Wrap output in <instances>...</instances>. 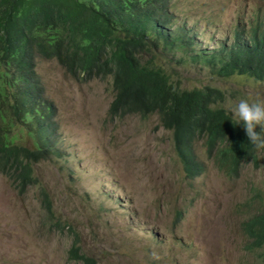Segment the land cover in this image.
<instances>
[{
  "label": "rangeland",
  "instance_id": "374dc122",
  "mask_svg": "<svg viewBox=\"0 0 264 264\" xmlns=\"http://www.w3.org/2000/svg\"><path fill=\"white\" fill-rule=\"evenodd\" d=\"M171 5L174 27L192 38V48L207 52L264 18V0ZM144 55L181 89L224 91L218 106L232 116L230 103L264 100V80L223 78L209 64L184 61L181 51L151 48ZM35 71L56 108L61 153L33 165L51 211L39 186L20 194L0 174V264H85L70 258L73 245L95 264H264V242L255 246L244 226L264 211V150L234 174L219 169L215 147L209 152L199 138L193 151L203 170L186 177L172 132L157 114L109 116L116 93L111 75L75 79L58 60L40 56Z\"/></svg>",
  "mask_w": 264,
  "mask_h": 264
},
{
  "label": "trees",
  "instance_id": "16d2710c",
  "mask_svg": "<svg viewBox=\"0 0 264 264\" xmlns=\"http://www.w3.org/2000/svg\"><path fill=\"white\" fill-rule=\"evenodd\" d=\"M174 25L171 0H0V174L18 193L39 186L41 202L51 211L33 165L61 152L54 139L56 108L35 71L36 56L58 60L75 79L111 75L116 93L109 116L157 114L172 132L186 177L203 170L193 151V142L202 137L209 152L215 147L220 170L235 174L256 161L258 150L242 124L218 106L227 98L224 91L209 85L181 89L144 53L181 51L184 61L209 64L223 78L262 81L264 18L248 31L237 29L229 43L210 52L192 48V38ZM54 224L60 227L59 220ZM244 226L255 246L264 242V211ZM69 256L95 264L74 245Z\"/></svg>",
  "mask_w": 264,
  "mask_h": 264
},
{
  "label": "clouds",
  "instance_id": "9594fccd",
  "mask_svg": "<svg viewBox=\"0 0 264 264\" xmlns=\"http://www.w3.org/2000/svg\"><path fill=\"white\" fill-rule=\"evenodd\" d=\"M230 111L239 124H242L248 141L255 149L264 150V100L239 99Z\"/></svg>",
  "mask_w": 264,
  "mask_h": 264
}]
</instances>
